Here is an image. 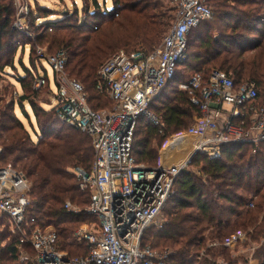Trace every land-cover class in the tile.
Here are the masks:
<instances>
[{
    "label": "trees",
    "instance_id": "obj_1",
    "mask_svg": "<svg viewBox=\"0 0 264 264\" xmlns=\"http://www.w3.org/2000/svg\"><path fill=\"white\" fill-rule=\"evenodd\" d=\"M112 3L109 11L107 1L86 0L81 11L67 7L57 21H48L49 15L39 17L34 12L28 17V31L34 32L33 40L15 28V0H0V82L10 75L7 73L10 69L22 90V93L14 91L12 99L7 100L8 87H0V168L10 164L26 176L32 200L29 219H36L43 229L53 227L59 238V250L70 257L89 255V247L77 243L74 232L82 224L97 221L87 214L90 194L80 191L73 173L79 169L91 172L93 146L87 135L62 124L50 103L38 101L44 88L50 94L53 91L50 85L41 90L34 88L43 69V62L37 60L36 46L48 38L49 51L67 53V73L83 85L94 111L104 110L110 104L114 108V103L98 90L100 69L122 48L133 51L140 46L149 50L159 47L175 17L171 14L174 9H169L165 0H112ZM209 4L215 6V18L211 20L220 22L215 23L220 35L202 36V30L212 24L210 21L189 34L187 61L177 67L174 79L150 107L164 128L154 126L148 118H142L137 126L133 154L139 164L158 167L159 153L166 142L187 131L193 117L199 115L189 94L179 90V85L197 72L207 75L220 69L238 84L254 82L259 94L264 95V0H210ZM39 12L52 11L39 7ZM40 20L39 31L35 27ZM193 42L199 48L191 53ZM248 51L253 54L247 55ZM25 52L29 54V64L25 63ZM17 53L22 55L15 64ZM19 65L22 74L17 71ZM204 67L208 69L202 70ZM44 72L47 76L45 69ZM44 106L51 108L47 110ZM16 107L29 121L36 140L18 117ZM254 197H258L255 208L249 209ZM68 202L81 212L67 210ZM164 215L163 228H151L144 244L155 251H171L170 264H217L220 260L246 263V256L233 260L230 250L209 245L224 243L232 235L250 230V244L261 243L264 143L225 145L218 160L196 155L177 177ZM0 227H4L0 231V264H22L17 238L1 216ZM255 256L264 261V247Z\"/></svg>",
    "mask_w": 264,
    "mask_h": 264
},
{
    "label": "built area",
    "instance_id": "obj_2",
    "mask_svg": "<svg viewBox=\"0 0 264 264\" xmlns=\"http://www.w3.org/2000/svg\"><path fill=\"white\" fill-rule=\"evenodd\" d=\"M24 1L15 0V28L35 40L28 31L30 1ZM209 1L173 0L174 23L159 47L122 50L107 61L98 74V90L114 103L111 111H94L90 107L83 85L67 73L68 55L64 50L51 55L40 48L36 50L40 61L53 69L54 83L48 75L37 77L35 90L50 85L51 106L60 122L92 141L91 172L79 169L73 173L80 191L90 194L86 212L97 221L82 225L75 234L80 245L89 247V255L70 257L59 250L53 227L43 229L36 219H29L32 200L26 176L10 164L0 168V216L7 220L9 230L17 238L20 263L170 264L171 251H155L144 244V239L164 214L177 177L196 155L218 160L225 145L264 143V95L259 94L254 82L238 84L227 72L213 69L207 75L197 72L179 85V90L188 93L192 106L199 110L187 131L166 142L183 143L171 151L170 160L182 152L185 158L172 167L151 168L137 163L134 157L135 133L142 118L164 128L150 107L174 79L177 67L187 61L191 31L213 18ZM161 134L165 135L163 130ZM257 198L249 203V209L255 208ZM65 208L80 213L70 202ZM161 220L160 229L166 223V219ZM250 233L252 230L240 231L224 243H211L209 248L230 250L233 260L246 256V263L240 264H263V259L255 255L264 247V237L260 244H250ZM217 264L232 263L220 260Z\"/></svg>",
    "mask_w": 264,
    "mask_h": 264
},
{
    "label": "rangeland",
    "instance_id": "obj_3",
    "mask_svg": "<svg viewBox=\"0 0 264 264\" xmlns=\"http://www.w3.org/2000/svg\"><path fill=\"white\" fill-rule=\"evenodd\" d=\"M25 1L27 2L28 0H25ZM29 1L31 3V4L30 3L28 4L29 7H30L29 8V17H31L34 14V12H35V15H40L39 17H46L47 15H49L48 21H57L58 19H61V16L63 15L62 13L64 12L65 8H67V7L70 10H72V11H74L75 7H77L79 9V11H81V9L83 7V4H84V1H86V0H37L36 2H35V0H29ZM105 1H107V6H108L109 11H111L112 8H113L112 0H100L101 3L105 2ZM76 2H77V4H76ZM213 4L211 5V7L213 9V12H214V16H213L212 19L215 18V13H216V9H215V6ZM165 5L169 9H174V11L171 14L175 17V6L173 4V0H165ZM39 7L43 8V9H46L48 11H52V12H50V14H46L44 12H39ZM245 9H247V8H243V10H245ZM41 21L42 20L37 21V23H39V24H36V26H37V27H35L36 30L40 29L39 25H40ZM35 23H36V21H35ZM209 23H212V24H208V26H206V28L204 30H202V36L205 37V36H210L211 35V36H214V37H219L220 32L217 31L216 25H215V23H218V21L210 20ZM230 23H234V22H230ZM218 24L220 25V22ZM223 25H227L226 22H224ZM208 29H212V30H210V32H209V31H207ZM32 34H34V32H32ZM253 34L256 35L255 33H253ZM47 40H48V38H45L44 41H41L40 44H38L36 46V50L38 48H40L46 55L54 54V53H52L51 50H50L51 52L48 50L50 43H47ZM188 41H189V38H188ZM198 48H199V45L196 44L195 42H193L192 43V47H191V53L198 51L197 50ZM122 50H124V51H132L130 49H123L122 48L117 53H119ZM246 54L250 55V54H253V52L248 51ZM21 55H22V53H17L15 64H18L17 61H18V59H20L19 57ZM36 55H37V53H36ZM24 60H25L26 64H29L28 63V61H29L28 52H25ZM37 60H38V55H37ZM17 67H18L17 68L18 73L22 74L23 73L22 72L23 71L22 67H20V65L17 66ZM44 69L47 72L46 74L48 75V78L54 83V72H53V69L47 63H43V69L40 70L41 76H46L45 72H44ZM205 69H208V68L204 67V69H202V70H205ZM7 73H9L10 75H8L9 77L7 76L6 80L0 82V87L1 86L8 87L9 94L7 96V100H10V99H12V96L14 95V93H13L14 91H18V93H22V90H21L20 86L16 83V80H15V78L13 76L14 75L13 71L10 70V69H7ZM14 87H16V89H14ZM54 91H55V89H54ZM38 101L41 102V103L42 102H45L47 104L50 103V105H52L53 104L52 103L53 102V96H52V94H50L48 89L44 88L42 90V92L40 93V97H39ZM44 108H46L47 110H50L51 107L44 106ZM26 109L28 110L27 106H26ZM113 109H114L113 105L110 104L109 106H106L104 110L111 111ZM16 113H17L18 117L22 120L24 125L29 129V131H30V133L32 135V138L34 140H36L35 135L33 134V132L30 129L29 121L25 117H23L22 111L18 107H16ZM32 121H34L33 118H32ZM164 147H165V145H164ZM164 147L161 149V151L164 149ZM161 151L159 153V158L161 156ZM182 157H183L182 154H177L175 156L174 161L180 160ZM78 210L81 212V210L79 208H78ZM161 219H166L164 214L162 215ZM161 219H159V221H158L159 223H157V225L153 226L152 228L160 229L159 226H160V223L162 222ZM85 224L91 225L93 223L91 222V223H85ZM82 225H84V224H82ZM80 227L76 230V232L80 229ZM3 229H4V227H0V231H2ZM76 232H74V239H75ZM75 241H76V239H75Z\"/></svg>",
    "mask_w": 264,
    "mask_h": 264
},
{
    "label": "bare ground",
    "instance_id": "obj_4",
    "mask_svg": "<svg viewBox=\"0 0 264 264\" xmlns=\"http://www.w3.org/2000/svg\"><path fill=\"white\" fill-rule=\"evenodd\" d=\"M181 144H183L182 143V141H175V142H171V141H169L166 145H165V147H164V149H163V151H162V162L164 161V159H165V157H168L169 156V154L171 153V151L174 149V148H179L180 146H181ZM185 153L184 152H182V155H183V157L180 159L181 161L185 158V155H184Z\"/></svg>",
    "mask_w": 264,
    "mask_h": 264
},
{
    "label": "crops",
    "instance_id": "obj_5",
    "mask_svg": "<svg viewBox=\"0 0 264 264\" xmlns=\"http://www.w3.org/2000/svg\"><path fill=\"white\" fill-rule=\"evenodd\" d=\"M162 151H161V156L159 158V165L169 166V167H172V166L176 165V162H178L179 160H177V161L170 160V157L169 156L168 157H165L164 161L162 162V159H161L162 158Z\"/></svg>",
    "mask_w": 264,
    "mask_h": 264
}]
</instances>
